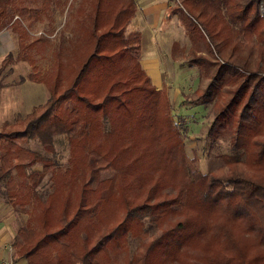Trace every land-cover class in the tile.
<instances>
[{
  "label": "trees",
  "instance_id": "obj_1",
  "mask_svg": "<svg viewBox=\"0 0 264 264\" xmlns=\"http://www.w3.org/2000/svg\"><path fill=\"white\" fill-rule=\"evenodd\" d=\"M16 1L0 0V31L11 27L19 44L0 65V89L6 66L26 61L31 72L17 82L28 77L50 92L23 117L0 125V181L10 179L8 195L22 206L36 197L34 217L13 240L26 264H115L112 250L125 252L124 264H264L261 1L180 0L169 13H184L193 42L185 50L174 40L172 58L207 77L182 103H213L207 138L229 132L231 152L208 172L186 150L188 125L183 116L174 119L166 86L152 81L137 54L141 32L128 31L137 0H76V32L59 43L57 66L43 76L29 50L27 11ZM20 12L23 18L15 17ZM57 135L71 144L66 167L55 151ZM26 138L53 155L17 142ZM102 160L110 175H102ZM37 163L42 168L31 169ZM48 173L52 190L41 199L36 188ZM13 174L25 179L20 189ZM151 229L159 232L130 255L129 238Z\"/></svg>",
  "mask_w": 264,
  "mask_h": 264
},
{
  "label": "rangeland",
  "instance_id": "obj_2",
  "mask_svg": "<svg viewBox=\"0 0 264 264\" xmlns=\"http://www.w3.org/2000/svg\"><path fill=\"white\" fill-rule=\"evenodd\" d=\"M55 1V0H53ZM67 2L50 3L47 5L34 0H17L16 2L21 5V10L27 11L25 16L22 17V13H17L15 17L23 18L25 24L29 25L28 42L33 41L30 47L32 56L37 60V65L41 76L49 73L53 68H56V55L55 51L58 49L60 42L68 44V37H73L74 32L78 27L75 16L76 0H66ZM171 3L170 10L173 7H177L180 4V0H169ZM261 9L264 13L262 0ZM42 8H40V7ZM160 20V17H158ZM157 19V20H158ZM186 19L183 12H177L172 14L171 19H162L150 22L147 19H136L128 28V31L138 29L141 32V49L137 53L140 57L142 65L146 71L150 74L152 81L156 84V81L161 77L159 86L165 85L168 90L169 98L174 106L173 116L178 121L179 116H183L188 125V133L185 138L186 150L190 157L196 152L198 155V163L196 166L202 172H208L214 170L217 166L222 165L221 153H230L229 147V132H223L221 137L217 140L206 137V131L209 122L213 118L214 106L213 103H201L197 105L183 104V96L199 86H205L207 83L206 74L202 73L197 66L184 64L181 65L179 60H174L171 56V43L173 40H180L188 50L193 42L189 38L186 32V26L184 23ZM9 31L6 28L0 33V57L3 56L8 50L13 51L15 54L19 52L18 33L12 32L9 35ZM64 37V38H63ZM6 38V39H1ZM240 38L243 42L247 39L244 34H240ZM71 40H75V37ZM255 41V38H254ZM157 44V45H156ZM199 49L207 51L204 42H198ZM169 51V54H165L164 51ZM245 53H248L247 49H244ZM258 45L255 43L251 55L253 58L257 57ZM68 52H70L68 50ZM181 61V60H180ZM25 63V64H23ZM22 64V67L20 66ZM15 68V69H14ZM17 70V71H16ZM20 71V72H19ZM31 72V66L28 62H19L14 67L8 64L4 70L3 82L7 89L13 84H17L20 75H27ZM159 75V77H158ZM25 83H21L19 87H25ZM14 87V86H13ZM18 86L15 87L17 89ZM22 90V89H21ZM28 92V89L21 91V96L24 97ZM17 102V100H16ZM10 106H14L12 101H9ZM21 105V104H20ZM3 114L0 110V117H7L8 106L3 105ZM24 112H15L12 115L13 121L23 117ZM19 144L28 147L30 149L39 150L42 153H46L50 156L51 152H47L42 147L41 143L37 139L26 138L22 141H17ZM71 144L69 138L66 135H57L55 137V151L59 158L62 167L69 165V158L71 156ZM102 175H110L112 172L111 166L105 161L99 162ZM42 164L37 163L31 169H41ZM14 175V176H13ZM12 183L15 184L17 189L21 188V181L25 179L21 176L13 174ZM10 179H4L0 181V223L4 224L3 246L6 250H9L12 257L16 261V264L21 258L24 263L27 262L25 255H19L16 248L13 246V240L18 233V230L25 226L27 221L34 217L36 197L22 206L13 201L8 195V185ZM51 173H48L37 186V193L35 196L45 199L47 194L52 190ZM264 222V218H263ZM159 232L157 229H151L148 236L144 237H130L127 243V252L132 255L141 251L142 240L152 239ZM2 238V236H1ZM119 250V249H118ZM111 256L115 264H124L125 252L123 250H112ZM26 264V263H25Z\"/></svg>",
  "mask_w": 264,
  "mask_h": 264
},
{
  "label": "crops",
  "instance_id": "obj_3",
  "mask_svg": "<svg viewBox=\"0 0 264 264\" xmlns=\"http://www.w3.org/2000/svg\"><path fill=\"white\" fill-rule=\"evenodd\" d=\"M170 5H171V3L169 0H137L138 10H137L136 19H138V17H140V18L147 19L148 21L154 22V23L158 19V17H160V20L158 19L160 22L162 21V19H166V18L171 19L172 15L169 16L170 8H171ZM158 20H157V22H158ZM6 30L10 32L9 35L13 36L11 31L12 32H14V31L12 30L11 27H7ZM136 30H138V29H136ZM1 32H3V30L0 31V33ZM15 33H17V32H15ZM1 39H6V38H1ZM173 41H172V43H173ZM172 43H171V48H172ZM10 52H13V51L8 50V52H6L3 56L0 57V65L2 64L3 60L6 58L8 53H10ZM170 52H171V49H170ZM170 52L166 51V50L164 51V53L169 54V56H170ZM19 62H21V61H17L15 63H12L11 65L14 67V65L18 64ZM22 62H26V61H22ZM23 64H25V63H23ZM20 66L22 67V64H20ZM3 74H4V72H3ZM20 76H28V74L27 75H20ZM158 77H159V75H158ZM160 82H161V77H159L158 80L156 81V85L159 86ZM23 83L26 84L24 89H28V92L26 94L24 92V97L21 96V91H23L24 89L19 87L21 85V83L17 82V84L11 85L10 87H12V89H7V86H5V85L0 89V110H2V112H3V109H2V108H4L3 105H7L8 106L7 112L9 113V115L7 117H5V116L0 117V125L6 120L13 121L12 115L15 112H24V114H27L28 112L31 111V109L34 106L42 104L48 99L50 92H49L47 86L43 82L33 81L27 77L25 79V81L22 82V84ZM16 86H18L17 89H15ZM10 100L12 101V103H14L13 107L10 106V104H9ZM16 100H17V102H16ZM3 114H5V111L3 112ZM4 230H5L4 224L1 222L0 223V260L12 257V254L10 253V251L6 250L3 246V241H4L3 238L4 237H3L2 233L4 232ZM1 236H2V238H1ZM19 262H20V264L26 263V261L24 263V261L21 258L19 259V261L17 263H19Z\"/></svg>",
  "mask_w": 264,
  "mask_h": 264
},
{
  "label": "built area",
  "instance_id": "obj_4",
  "mask_svg": "<svg viewBox=\"0 0 264 264\" xmlns=\"http://www.w3.org/2000/svg\"><path fill=\"white\" fill-rule=\"evenodd\" d=\"M15 263L16 261L12 257L0 260V264H15Z\"/></svg>",
  "mask_w": 264,
  "mask_h": 264
}]
</instances>
